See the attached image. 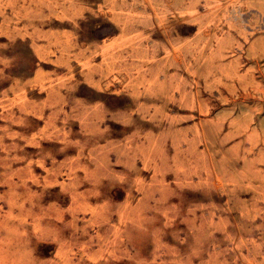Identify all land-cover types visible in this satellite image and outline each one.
I'll return each mask as SVG.
<instances>
[{
    "label": "rangeland",
    "instance_id": "rangeland-1",
    "mask_svg": "<svg viewBox=\"0 0 264 264\" xmlns=\"http://www.w3.org/2000/svg\"><path fill=\"white\" fill-rule=\"evenodd\" d=\"M0 264H264V0H0Z\"/></svg>",
    "mask_w": 264,
    "mask_h": 264
},
{
    "label": "bare ground",
    "instance_id": "bare-ground-1",
    "mask_svg": "<svg viewBox=\"0 0 264 264\" xmlns=\"http://www.w3.org/2000/svg\"><path fill=\"white\" fill-rule=\"evenodd\" d=\"M180 60V59H179ZM112 88V87H111Z\"/></svg>",
    "mask_w": 264,
    "mask_h": 264
}]
</instances>
